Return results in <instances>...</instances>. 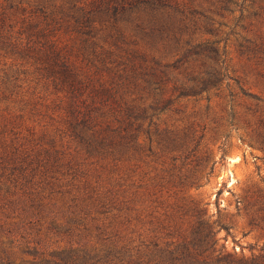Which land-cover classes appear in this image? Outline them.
I'll return each mask as SVG.
<instances>
[{"label":"rangeland","instance_id":"1","mask_svg":"<svg viewBox=\"0 0 264 264\" xmlns=\"http://www.w3.org/2000/svg\"><path fill=\"white\" fill-rule=\"evenodd\" d=\"M85 1L13 0L43 25L29 30L19 21L15 36L43 45L46 23H64L55 35L69 42L66 27L83 17ZM172 1L181 10L161 35L169 53L154 52V37L115 45L107 19L95 24L91 48L76 53L95 79L92 95L109 107L102 114L122 123L119 145L102 156L109 160L45 134L60 113L42 118L33 105L34 88L51 85L44 64L27 52H1L13 100L0 112L13 125L0 133V163H11V141L27 145L32 132L30 150L40 157L33 168L42 174L9 179L0 191L8 196L0 209L21 216L0 245V264H31L68 243L107 237L120 241L121 264H132L131 244L133 264L264 255V0ZM15 189L28 196L9 198ZM37 195L52 206L46 220L31 218Z\"/></svg>","mask_w":264,"mask_h":264},{"label":"trees","instance_id":"2","mask_svg":"<svg viewBox=\"0 0 264 264\" xmlns=\"http://www.w3.org/2000/svg\"><path fill=\"white\" fill-rule=\"evenodd\" d=\"M82 4L83 7H86L82 10L85 13L83 17L75 21V26L66 27V30H71V33L67 34L70 41H61V38H58L59 35H55L56 32L63 30L64 23L58 29L55 25L52 24L53 27H51L50 23H46L44 28L39 31V34H43L45 39L42 45L36 41L23 42L15 36L19 21L27 24L29 30L38 29L43 26L37 21L39 18L32 16L34 19H28L23 15L24 9L16 5L13 0H0V111L13 100L11 98L12 91L7 88L10 83H6L13 76L3 68L1 52L13 49L17 51L18 55L25 52L34 54L37 62L44 64L51 85L48 84L46 90L39 86L34 88L35 104L33 105L41 108L39 112L41 116L43 115L42 118L48 117V114L54 116L56 113H60L59 119L54 120L55 124L53 125L56 127L49 128L44 133L49 137H58L64 149H69L65 145L66 140L73 145L85 146L89 156L95 154V158L100 157L98 162H101L109 160L110 158L103 159L102 156L114 151V147L119 145V143L116 144V140H118L121 130L116 128V122L120 126L122 123L118 120L116 122L111 120L112 118L108 117L106 113L102 114L109 107L92 95L90 87L92 80L95 79L84 71L81 63L76 59V53H82L87 48H91L94 38L92 32L97 27L95 24H100L102 27L101 19H107L108 38L114 40L115 45L118 41L134 40L141 46L140 36L160 38L156 44L158 50L154 52L167 54L169 51L166 50H169L170 47L161 45L165 38L161 35L167 32L169 26L177 19L174 13L181 10V4L174 3L172 0H90L89 2L86 0ZM78 47L80 48L78 49ZM11 72L14 73L13 68H11ZM50 87L51 90H48ZM12 125L11 121L4 119L0 112V126L4 129L0 133H12L7 130ZM30 138L27 145L22 144L19 138L16 143L11 141V149L14 151L6 153L10 157L11 163H0V191L9 179L18 182L19 180L33 182L39 174H42V172L37 173L33 168L34 164H40L38 161L40 157L32 154L33 150H30L33 142L38 138L32 132ZM121 143L126 145L124 140H121ZM12 144H17V146L13 148ZM77 150L79 151L78 146ZM78 151L77 153H79ZM16 192V189L11 190L9 198L28 196V192L19 195ZM6 198L8 196H0V203L8 200ZM37 199L40 204L36 210H31V218L36 216L39 217L38 220L50 218L46 209L52 206L44 204V196L37 195L32 198L34 202ZM65 202L71 203L69 198ZM63 204L65 203L63 202ZM10 210L12 208L9 206L0 209V245H4L5 239L12 236L9 230L18 225V220L21 219V216L11 213ZM54 212L56 211L54 210ZM58 215L61 217L60 214ZM53 219L60 221L57 217ZM119 244L120 241L116 237L72 242L68 243L59 254L41 255L42 257L35 259L31 264H121L118 257V250H121ZM132 247L131 244L129 259L133 264ZM199 264H264V255H253L251 258L245 256L235 258L228 255L225 259H209L201 261Z\"/></svg>","mask_w":264,"mask_h":264}]
</instances>
